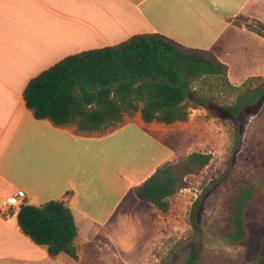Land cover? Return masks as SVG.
I'll use <instances>...</instances> for the list:
<instances>
[{
  "label": "crops",
  "instance_id": "0c3cea01",
  "mask_svg": "<svg viewBox=\"0 0 264 264\" xmlns=\"http://www.w3.org/2000/svg\"><path fill=\"white\" fill-rule=\"evenodd\" d=\"M256 25L264 26V0H0V208L23 190L27 204L65 202L79 228L78 259L65 253L52 258L22 232L19 210L0 213V264H155L154 250L167 235L166 213L145 200L151 204L146 223L134 226L133 242L127 233L138 205L134 188L175 160L177 150L164 143V132L183 122L147 123L136 112L100 134L57 126L26 105L24 92L34 77L68 56L143 33L211 50L227 63L229 49L216 48L222 36L233 29L264 42ZM191 109L190 120L200 112Z\"/></svg>",
  "mask_w": 264,
  "mask_h": 264
},
{
  "label": "trees",
  "instance_id": "16d2710c",
  "mask_svg": "<svg viewBox=\"0 0 264 264\" xmlns=\"http://www.w3.org/2000/svg\"><path fill=\"white\" fill-rule=\"evenodd\" d=\"M252 28L264 37L263 25ZM212 78L232 87L229 65L213 51L188 47L162 33H143L114 46L68 56L34 77L24 98L38 119H49L57 126L73 124L79 132L100 134L136 112L147 123L165 124L188 121L191 108L198 106L219 115L210 99L194 86ZM263 97L261 83L248 88L227 108L236 122V147L241 140L239 116ZM211 159V153L192 152L181 160L166 162L136 186L134 193L168 212L169 198L186 186V176L198 174ZM256 194V185L247 181L233 195L231 225L223 232L231 243H248L256 236L251 210ZM199 203L200 197L191 209L195 227H199ZM17 220L22 232L34 243L46 246L52 258L65 253L78 259L79 228L73 209L65 202L25 203ZM199 259L200 253L195 250L186 264H199ZM254 264H264V248Z\"/></svg>",
  "mask_w": 264,
  "mask_h": 264
},
{
  "label": "rangeland",
  "instance_id": "374dc122",
  "mask_svg": "<svg viewBox=\"0 0 264 264\" xmlns=\"http://www.w3.org/2000/svg\"><path fill=\"white\" fill-rule=\"evenodd\" d=\"M217 46L229 49L226 61L232 87L218 78L205 84L199 81L194 86L210 99L219 115L198 106L200 112L192 120L164 130V143H170L177 150L173 162L192 152L211 153L212 159L198 174L186 176V186L181 189L183 195L173 200L165 212L167 235L154 250L155 264H186L195 250L200 253L199 264H254L256 255L264 248V97L239 116L241 140L237 147L236 122L227 110L248 88L264 83V42L246 31L228 29ZM252 60L255 65L250 66ZM247 181L257 187L251 204L256 236L248 243H231L223 235L231 225V200ZM198 197L199 227H195L191 209ZM134 199L138 205L133 206L130 219L133 228L127 233L132 242L136 236L130 232L136 224L146 223L151 205ZM170 223L173 230L169 235Z\"/></svg>",
  "mask_w": 264,
  "mask_h": 264
},
{
  "label": "built area",
  "instance_id": "2783aa9c",
  "mask_svg": "<svg viewBox=\"0 0 264 264\" xmlns=\"http://www.w3.org/2000/svg\"><path fill=\"white\" fill-rule=\"evenodd\" d=\"M26 193L23 190L17 191L16 194L10 196L5 201H3L0 213L2 215L10 216L20 209L22 205L25 204Z\"/></svg>",
  "mask_w": 264,
  "mask_h": 264
}]
</instances>
